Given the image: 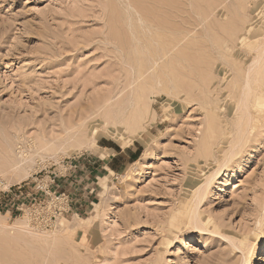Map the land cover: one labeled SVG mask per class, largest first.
<instances>
[{
  "label": "rangeland",
  "instance_id": "rangeland-1",
  "mask_svg": "<svg viewBox=\"0 0 264 264\" xmlns=\"http://www.w3.org/2000/svg\"><path fill=\"white\" fill-rule=\"evenodd\" d=\"M0 197V264H264V0H0Z\"/></svg>",
  "mask_w": 264,
  "mask_h": 264
},
{
  "label": "bare ground",
  "instance_id": "bare-ground-1",
  "mask_svg": "<svg viewBox=\"0 0 264 264\" xmlns=\"http://www.w3.org/2000/svg\"><path fill=\"white\" fill-rule=\"evenodd\" d=\"M144 9V8H143ZM143 11V10H142ZM165 19V18H164ZM152 20V19H151ZM169 22V21H168ZM158 23H159V25H161V24H163V21H158ZM160 41V40H159ZM181 41V39L179 38V37H176V39L174 40V43L173 44H170V45H167V42H166V44H164V43H159V48L158 49H155L156 50V55L157 56H154L153 58H154V62L155 63H158V60L159 59H162V58H164L166 55H168L169 54V52L171 51V49L173 48V46L174 45H178V43ZM178 61H176V63H172V65H171V70H172V75L175 77L174 79L175 80H173L172 79V81H171V84L173 85V86H169L168 85V93L167 94H169L170 95V93H171V95H173V96H175V97H178L179 96V94L181 93V92H183V91H185L186 90V85H182V79H181V77H179L180 76V73H179V71H178V73H179V75L176 73L177 72V70H178ZM139 75L141 76V75H143L144 74V72H145V68H146V66L145 65H143V64H140L139 65ZM176 73V74H175ZM249 79H250V76H249ZM171 80V79H170ZM170 82V81H169ZM263 84V83H262ZM161 87V86H160ZM258 87V86H257ZM161 88H163V87H161ZM160 89V88H159ZM164 89V88H163ZM162 89V90H163ZM260 89V88H259ZM165 90V89H164ZM165 93H166V91H165ZM135 98V97H134ZM141 100V98L140 99H138V102ZM137 102V103H138ZM255 105V104H254ZM245 106H246V111H248V109H249V107H247V104H245ZM139 109V111H141V109L140 108H137V110ZM251 109V108H250ZM251 112V111H250ZM143 116V115H142ZM105 122H107V121H105ZM248 126V125H247ZM246 126V127H247ZM4 184V183H3ZM211 221V220H210ZM207 223V222H206ZM207 226V225H206Z\"/></svg>",
  "mask_w": 264,
  "mask_h": 264
},
{
  "label": "built area",
  "instance_id": "built-area-1",
  "mask_svg": "<svg viewBox=\"0 0 264 264\" xmlns=\"http://www.w3.org/2000/svg\"><path fill=\"white\" fill-rule=\"evenodd\" d=\"M24 188L23 185H18L16 186V190H12V187L10 186L9 188H7L6 190L3 191L4 196H8L10 195V193H13L11 196H17L20 197V195H22L24 192L22 191V189ZM29 194V193H28ZM0 199H2L0 197ZM0 208L4 209L7 208L9 210H27L28 208H31L32 206H4V200L2 199L0 202ZM34 207V206H33ZM72 206H69L68 209H70ZM66 211L65 207L59 206L57 210H55V213L53 214L54 218L63 214Z\"/></svg>",
  "mask_w": 264,
  "mask_h": 264
}]
</instances>
